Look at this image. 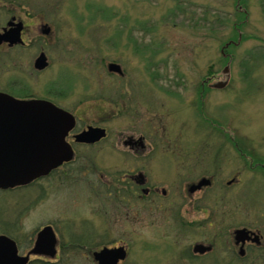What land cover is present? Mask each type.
Segmentation results:
<instances>
[{"label":"rangeland","instance_id":"1","mask_svg":"<svg viewBox=\"0 0 264 264\" xmlns=\"http://www.w3.org/2000/svg\"><path fill=\"white\" fill-rule=\"evenodd\" d=\"M6 4L29 25L31 91L79 109L88 123L104 116L119 146H78L54 175L0 191V236L26 255L52 225L57 257L32 255L30 264H99L96 252L125 245L121 264H264V0ZM41 52L50 66L37 73ZM150 125L151 155L123 146ZM139 169L157 199H129L128 174ZM204 178L213 184L189 194ZM197 245L210 251L194 255Z\"/></svg>","mask_w":264,"mask_h":264},{"label":"flooded vegetation","instance_id":"2","mask_svg":"<svg viewBox=\"0 0 264 264\" xmlns=\"http://www.w3.org/2000/svg\"><path fill=\"white\" fill-rule=\"evenodd\" d=\"M15 11H17V6L7 5V4L0 5V15H2L0 16V97L6 99L5 101H0V156H12L15 153H20L19 155L24 156L25 154H27L26 153L27 151L29 152L30 142L27 139L29 138V132H30L29 123L24 118L21 121L12 120V117H15L18 111L17 109H15V106L20 105L21 101H49L55 104L57 107L62 108L74 115L76 124L66 137L67 143L70 145V147L74 152V159L76 158L75 156L78 154V150H79L78 146L95 148L106 141L109 142L108 146H111V148H116V147L118 148L119 146L118 143H114V141L110 142L109 127L103 126L106 120L104 116L102 117L101 115H99L98 119L100 120L92 123H88L87 120L84 119V117L82 116V112H80L79 109L67 110L59 103H57L54 100L53 96H41V94H37L34 91H31V88L29 86L31 65L29 63H26V61H24L26 54L25 51L28 50L31 45V38L27 35L29 25L27 24L26 20L23 17L16 15ZM43 53L45 54V52H41L39 54V57ZM39 57H37L34 62V68L37 73H42L50 66V62L48 61V56L46 55L48 66L43 70L37 69L36 62ZM15 100L18 102H15ZM122 112L128 113V112H133V110L130 109L129 111L127 106L126 110L122 108ZM90 127L100 128L105 130L106 132L105 136L95 142L79 141L78 136H80L85 131H88ZM141 128L143 129V131H141L140 129L141 131L140 137L137 138L136 140L132 137L126 138V140L123 141V146L128 148L129 151L135 155H145V154L151 155L153 151L156 150L155 142H153L154 140H152V139H156V136H154L155 128L152 125H150V128H152L153 130H150L148 126H141ZM66 164L67 163L63 164L58 169L53 170L51 173L41 178H46L51 175H54L60 169H62ZM137 172L136 173L131 172L133 174H128L129 180L127 181V186L129 188V191H132L131 194L134 196L133 198L131 197L129 199L130 200L137 199L139 201H145L148 198L152 199V201L157 199L159 197V188L155 185L154 179L151 180L149 175L143 169H139ZM31 184H33V182L26 185H20L7 189L1 188L0 191L15 190L24 186L25 187L29 186ZM125 189H127V187H125ZM187 189L190 194L192 192L190 185L187 186ZM199 190H202V188ZM162 194L165 197L167 196L168 191L164 189ZM140 213L141 211L136 210V212L134 213L135 217L139 216ZM46 226H52V225H46ZM46 226L42 227L41 229L45 228ZM253 232H251V235ZM55 234L57 237V254H58V245L60 246V242L58 240V235L56 232ZM254 239L255 238L253 236L251 237L249 236V241L247 242V244L248 246H253L257 248L259 246H257V244L254 242ZM261 239H262V243L264 244L263 235L261 236ZM256 241H258V239ZM198 246L200 245L194 246L192 248V253L194 255H197L195 252ZM122 247H124V249L126 250L127 256L124 260H120L118 264H121L122 262L126 261V259L129 256V250L127 246L125 245ZM103 248L118 249L120 247L105 246ZM31 250L26 255H24V254H20L21 252L19 251L18 248V255L22 257H26L30 254ZM208 251H210V248ZM57 254L55 257H57ZM202 254L204 253H200L198 255H202ZM31 256L32 255H30L27 264L31 263ZM92 259L94 260L93 257ZM38 260H42V259H38Z\"/></svg>","mask_w":264,"mask_h":264},{"label":"water","instance_id":"3","mask_svg":"<svg viewBox=\"0 0 264 264\" xmlns=\"http://www.w3.org/2000/svg\"><path fill=\"white\" fill-rule=\"evenodd\" d=\"M50 31L49 28L44 31V34L48 35ZM47 66V57L43 53L36 62V68L43 70ZM108 68L110 72L122 73V67L118 64H109ZM225 73L227 74L228 70ZM227 84L228 82H225L215 87H223ZM5 100L0 97V101ZM15 102L18 101L15 100ZM15 109L18 110L17 115L12 117V120L21 121L24 118L29 123L30 132L27 139L30 142V149L24 156L19 155L20 153L0 156V189L29 184L74 158V152L66 141L68 133L76 124L74 115L49 101H21ZM105 134V130L90 127L88 131L78 136V140L95 142ZM211 183L212 181L204 178L198 184L192 185L191 191L201 189ZM237 234H242V232H237ZM238 237H236L238 240L244 241L245 239V237ZM208 249L198 246L196 252L204 253ZM56 254L57 237L52 226H46L37 234L36 245L26 257L18 255V247L13 239L5 235L0 236V264H27L30 255H44L53 258ZM126 256L127 252L124 248H104L94 254L99 264H118Z\"/></svg>","mask_w":264,"mask_h":264},{"label":"trees","instance_id":"4","mask_svg":"<svg viewBox=\"0 0 264 264\" xmlns=\"http://www.w3.org/2000/svg\"><path fill=\"white\" fill-rule=\"evenodd\" d=\"M35 264V263H34ZM36 264H52L51 262H49V261H46V260H38L37 262H36Z\"/></svg>","mask_w":264,"mask_h":264}]
</instances>
